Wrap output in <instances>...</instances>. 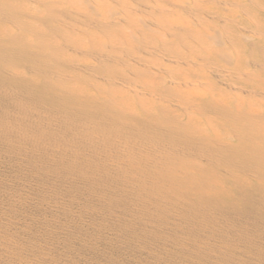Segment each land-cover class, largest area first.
I'll use <instances>...</instances> for the list:
<instances>
[{"label": "bare ground", "instance_id": "bare-ground-1", "mask_svg": "<svg viewBox=\"0 0 264 264\" xmlns=\"http://www.w3.org/2000/svg\"><path fill=\"white\" fill-rule=\"evenodd\" d=\"M0 264H264V0H0Z\"/></svg>", "mask_w": 264, "mask_h": 264}]
</instances>
